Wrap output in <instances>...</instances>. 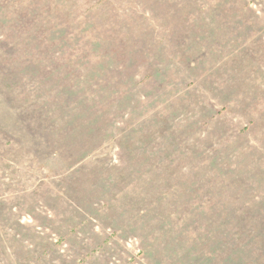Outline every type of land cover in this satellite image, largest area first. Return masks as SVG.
Returning <instances> with one entry per match:
<instances>
[{
    "label": "rangeland",
    "instance_id": "rangeland-1",
    "mask_svg": "<svg viewBox=\"0 0 264 264\" xmlns=\"http://www.w3.org/2000/svg\"><path fill=\"white\" fill-rule=\"evenodd\" d=\"M0 264H264V0H0Z\"/></svg>",
    "mask_w": 264,
    "mask_h": 264
}]
</instances>
